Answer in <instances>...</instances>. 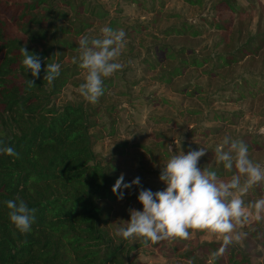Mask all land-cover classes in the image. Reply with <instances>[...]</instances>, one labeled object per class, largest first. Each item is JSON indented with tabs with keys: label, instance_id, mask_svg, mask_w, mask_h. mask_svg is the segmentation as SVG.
I'll use <instances>...</instances> for the list:
<instances>
[{
	"label": "rangeland",
	"instance_id": "1",
	"mask_svg": "<svg viewBox=\"0 0 264 264\" xmlns=\"http://www.w3.org/2000/svg\"><path fill=\"white\" fill-rule=\"evenodd\" d=\"M190 1L85 0L101 12L88 18L87 21L94 20L86 36L100 37V30L107 25L126 33L116 61L124 68L104 79V94L95 104V124L89 130L93 135L92 150L99 163L110 164L115 182L122 173L126 184L140 178L139 186L118 190L123 191V199L116 194L104 202V232L126 252L123 264H195L185 257L187 252L202 259L198 246L220 243L195 233L188 240L144 246L137 240H123L115 235L118 228L127 226L130 209L142 210L138 201L141 189L155 193L166 188L159 177L173 155L206 148L208 152L198 166H211L221 179L229 180L235 168L228 172L213 163L216 145L229 136L247 144L249 158L264 167V132L260 131L264 129V41L253 55L241 57L235 53L249 34L264 33V0H250L260 2L262 7L250 6L248 0H236L245 6L241 14L218 9L216 3L220 0ZM215 21L222 26L230 24L229 30L236 28V33H228L227 28L215 30ZM187 25L198 29L196 35L166 30ZM160 45L165 47L157 53L166 51L170 58L158 63L153 55ZM231 54L236 60L227 65H222L217 57ZM193 56L200 66L187 68L165 82L168 71L177 66L178 57L193 60ZM77 70L73 82L66 83L55 97L56 105L83 99L79 86L86 73ZM261 197L264 182L242 199L248 204ZM241 231L247 233L246 237L229 247L241 252L248 248L251 264H264V220H253Z\"/></svg>",
	"mask_w": 264,
	"mask_h": 264
},
{
	"label": "trees",
	"instance_id": "2",
	"mask_svg": "<svg viewBox=\"0 0 264 264\" xmlns=\"http://www.w3.org/2000/svg\"><path fill=\"white\" fill-rule=\"evenodd\" d=\"M248 4L263 6L250 0ZM216 5L234 14L245 10L236 0H220ZM100 13L85 0H0V146L18 153L0 154V264H123L126 259L120 243H112L104 232V202L116 195L112 191L116 177L110 164L99 163L92 150L89 130L95 124V105L83 99L54 102L79 69L72 60L78 55L79 39L94 20L88 18ZM229 25L215 21L213 28L228 31ZM166 30L198 32L190 25ZM235 31L231 28L228 33ZM263 41L264 33L249 34L235 53L253 55ZM21 47L39 57V78L25 71ZM163 47L154 51L158 63L170 58L166 51L157 53ZM217 57L222 65L236 60L234 54ZM192 58L178 57L165 82L200 66ZM48 63L61 65L52 83L43 80ZM29 79L35 80V86L28 87ZM17 198L37 210L27 234H20L9 219L5 202ZM219 247L220 243H203L197 247L202 259L190 252L185 257L201 264L211 261ZM250 256L248 248L241 252L228 247L212 264H251Z\"/></svg>",
	"mask_w": 264,
	"mask_h": 264
},
{
	"label": "clouds",
	"instance_id": "3",
	"mask_svg": "<svg viewBox=\"0 0 264 264\" xmlns=\"http://www.w3.org/2000/svg\"><path fill=\"white\" fill-rule=\"evenodd\" d=\"M100 37L79 39L78 55L72 63L86 73L79 86V94L92 105L99 102L104 94V79L124 68L116 62L121 55L126 33L105 26ZM25 71L33 78H39L41 62L38 56L21 47ZM59 63H48L44 68V81L52 83L60 75ZM35 86L29 79L28 87ZM191 128V126H189ZM251 132L252 129H249ZM264 132V129L260 130ZM3 142L0 141V145ZM169 151H172L169 145ZM208 152L206 148L189 150L187 154L173 155L162 167L159 179L166 185L161 191L141 189L138 201L142 210L130 209V220L126 227L117 229L115 235L123 240H137L144 246L156 245L164 241L188 240L195 233H203L209 240L220 241V247L211 254L213 261L221 257L229 246L240 244L247 233L241 231L253 220H264V197L245 204L242 197L250 189L264 182V167L249 158L247 144L242 140L225 136L214 149L215 165L235 174L223 180L213 168H201L199 161ZM0 154L18 156L12 147L0 146ZM140 185L136 177L130 184L124 183L123 173L116 180L112 191L118 199H123V189ZM11 224L20 234L31 231L35 221V208H29L24 200H8ZM188 264H192L189 261Z\"/></svg>",
	"mask_w": 264,
	"mask_h": 264
}]
</instances>
